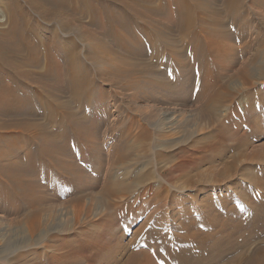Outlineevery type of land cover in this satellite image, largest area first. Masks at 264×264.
<instances>
[{
    "label": "bare ground",
    "instance_id": "obj_1",
    "mask_svg": "<svg viewBox=\"0 0 264 264\" xmlns=\"http://www.w3.org/2000/svg\"><path fill=\"white\" fill-rule=\"evenodd\" d=\"M2 1L8 13L5 16L0 10V119L3 122L0 126V175L12 178L11 182L22 188V196L29 205L37 209L45 200L42 190L38 188L39 182L30 179L33 169L37 170L39 159L54 167L56 165L55 172L81 182L82 188H85L86 173L72 160L69 153L70 135L67 132L59 136L57 131L51 132L46 129V125L36 122L33 123L34 127L23 125L24 128L19 130H7L8 119L23 117L36 121L37 113L41 112L50 122L54 115H58L50 106V102L54 101L57 104L55 108L67 117V122L74 127L77 136L91 145L98 159L102 156V151L96 149L100 138L96 119L101 115L95 108L99 90L93 75L86 77L92 70L83 59L85 55L92 60L94 50L87 49L83 43L80 48L81 45L73 39L76 34V18L82 20L87 17L91 20L90 25L98 24L99 28L106 29L109 40L112 39L119 47V56L140 61L133 65L131 71L119 72L113 77L112 81L122 90L159 86L172 90V86L164 81L163 75L154 70V65L147 60L149 54L157 59L162 39L166 45L164 47L172 53L171 63L179 65L187 82H192L201 74L199 98L201 96L204 100V108L199 118L208 120L210 127L216 130L213 141L209 137H205L206 141L201 138L193 142L195 145H191V150H185L186 155L204 154L203 158L199 156V160L196 159L198 155L195 158L186 155L180 157L181 160L170 167L172 172L164 175L165 169H158V163L152 162L153 155L152 159L144 162L143 158L150 154V150L147 148L141 154L138 149L145 138L147 140L152 136L147 127L156 126L163 132L162 134L160 131L162 135L168 137L165 138L166 142L163 140L164 142L154 146L155 149L171 144L174 150H178L176 154L180 153L179 150L187 146L184 138L167 142L180 128V116L175 112H164L162 117L154 118L153 113H149L144 118V114L132 111L134 117L131 118V124H136L139 131L144 133L132 134L128 131V138L135 136L130 144L127 143L125 133L116 137L118 141L115 144V155L111 158L112 169L98 190L100 202L102 198L118 195L120 200L125 198L128 201L123 204V201L119 202L115 215L99 222V225L106 227L99 234H89L79 244L66 248L58 245L56 251L64 252L56 257L41 261L30 259L21 264H264V201L259 197L260 190L264 191V142L254 145L250 150L253 142L249 141L252 135H264V100L259 105L260 109L256 103L249 102L251 106L244 108L245 115L240 114L239 107L233 101L224 106L230 96L233 98L239 94L240 91L236 90L238 85L233 82L224 86L223 91H217L215 86L221 78L220 70L216 71L218 74L212 75L215 71L211 73L208 67L211 60L214 67L218 60H223V57L227 59L231 56L230 52L232 54L236 51L228 42L235 39L246 40L243 29L249 22L240 17L245 1L224 0V11L219 13L211 6L214 0ZM27 7L29 10H26ZM142 9L155 17L166 16L172 22L175 21L176 31L183 36V41L184 37L192 39V42L195 37L198 39L191 64L186 57L187 47L181 48L179 42L171 38L175 29H160V22L156 24V21L146 20L147 13L144 14ZM35 17L45 23L43 29H40L43 26L38 24ZM226 18L231 20L233 30L227 25ZM133 23L136 26H132ZM6 24L9 27H5ZM139 24H147L148 28ZM52 25L56 29H50L49 26ZM85 26H82L83 29ZM237 29L242 31L239 33ZM48 31L52 32V36L45 34ZM86 32L80 37L84 41H94L92 35ZM197 34L202 35L196 36ZM203 37L206 38L205 60H211L206 66L203 64L199 73L195 70V64L199 61L196 47L200 46ZM257 43L259 49L254 54L256 57L262 54L260 41ZM147 48L151 53L146 51ZM261 63L264 61L259 62L260 65ZM246 68L244 66L237 70L244 78V86L250 84V78L254 75ZM256 70L259 71V68ZM33 87L43 91L32 89ZM49 87H60L59 91L73 99H78L82 92L87 93V108L81 114L91 126L85 125L82 115L73 109L70 102L61 101V92L53 93ZM249 88L250 86L247 89ZM148 99L158 100L154 94L149 95ZM256 109L261 110V113ZM225 111L226 115L223 114ZM221 116H224L226 122L222 121ZM236 116H239L238 120L245 121V124L249 123L250 128L240 126L235 121ZM229 121L231 124L227 125ZM229 126L233 128L229 129ZM22 136L30 138L23 140ZM201 141L205 142L202 146L199 143ZM25 144H38L41 149L38 154L27 156L26 160H18L14 150ZM227 150L233 154H230L231 157L226 155ZM161 151L162 149L156 152ZM167 155L162 153L156 157L160 161H167ZM215 160L224 164L227 174L220 172L213 183L200 181L198 177L201 174L198 170L194 178L189 176L191 169ZM249 167L253 169L247 171ZM24 176L29 179L24 181L21 179ZM178 176L185 178L188 187H178L173 183ZM169 186L177 188L179 192L172 193L170 188L167 189ZM211 188L219 190L213 191ZM177 194H181L180 197H176ZM112 207L108 205L109 209ZM130 225H136V233H132L127 241H121ZM37 227L39 226L35 222L32 229L36 230ZM46 233L48 232H42L37 239L24 240L17 249L38 246ZM252 247L254 249L251 252ZM2 252L0 250V254Z\"/></svg>",
    "mask_w": 264,
    "mask_h": 264
},
{
    "label": "rangeland",
    "instance_id": "obj_2",
    "mask_svg": "<svg viewBox=\"0 0 264 264\" xmlns=\"http://www.w3.org/2000/svg\"><path fill=\"white\" fill-rule=\"evenodd\" d=\"M236 1L239 2L240 0ZM244 1V9L241 10L242 15H240V17L245 18L249 22V25L243 29L246 40L243 41L235 39L233 40V42H228L229 45H233L235 47L236 51L232 54L230 52V55L232 57L229 56V58L227 56V59L226 57H223V60H218L213 67V62L211 59L205 60L206 46L204 41L206 38H201L202 43L200 44V46L196 47L199 53V61L197 64H195V70L200 73L201 69H203V66H206V63L211 60V62H209L208 64V67L210 68L211 73L215 71L212 75L218 74V72L216 71L219 70L221 74L220 81L217 82L215 86L216 90L223 91L222 89L224 88V86L235 82V84L238 85L236 86V90L240 91L239 94L235 97L232 98L230 96L224 106L230 104V101H233V103H235L236 106L239 107L240 114L245 115L244 108L251 106L249 102H254L259 107L261 102L264 100V63H261V65L259 64L260 61H264V0H260L262 2H258V0ZM2 2L3 1L0 0V10L1 12H3L2 14L6 16L8 13V9L5 7V5L2 4ZM223 4L224 0H214L212 1L211 6L215 11L217 10L219 13L224 11L225 5ZM23 5L26 7V4L23 3ZM27 9L29 10L28 7L26 8V10ZM142 12L144 14L147 13L145 14L146 20L150 22L156 21V24H159L160 22V24L158 25L160 29H175V33L171 35V38L172 40L174 39L176 42H179L181 48L182 46L187 47L186 57L188 59V63L191 64L195 57L194 46L197 45L198 39L195 37L194 41L192 42V39L184 37L185 41H183V36L176 31L177 23L175 21L172 22V19H169L166 16L155 17L152 14L146 12L145 9H142ZM19 18L21 19V16H19ZM35 18V20L38 21V24L43 26L40 29H43L45 27L43 24L45 23H42L41 19L37 17ZM90 21L91 20L87 17L82 18V20H78V18H76V34H74L73 39H75L78 45H81L83 43V45L85 44V46H87V49L90 48L92 50L93 48L94 50V58L92 60L88 57L86 58L85 55L83 56V59L87 63V66H89V68H91L92 70V72L87 74L86 77L93 75L92 77L96 79L95 85L99 90L96 95L97 99L95 108L101 115L100 118L96 119L100 138L97 140L98 147H96V149L98 148V150L102 151L101 159H98L95 156L94 149L90 147L91 145H89V143L77 136V132L75 131V129H73L74 127L69 124V122H67V117L63 116L61 112L55 108L57 104L54 101V103L50 102V106L58 115H54V119L50 122L46 117L41 115V112L37 113L38 118H36V121L30 118L23 117L7 120V130H19L21 128H24L22 127L23 125L34 127L33 123L36 122L42 123V125H46V129L50 130L51 132L57 131L56 133H58L59 136H61L62 133L67 132L70 135V148L67 145L70 150L69 153L72 157V160L75 161L76 164H78L85 171L86 182L84 184L85 186H83L85 188H82L81 185L83 184L81 182H76L74 179L68 178L66 175L55 172V164L54 167L53 164L39 159L38 166H36L37 170L33 169V173L30 175V179H36L39 182L38 188L42 190L45 200L43 202V205L39 206L36 209L35 207L29 205L28 201L24 200L22 196V188L14 185V183L11 182L12 178L7 179L0 175V250L3 251L0 254V264H21V262L23 261L29 262L30 259L39 261L50 259L64 252L56 251V247L58 245H61L63 248H66L69 245H77L82 242L83 238H88L89 234H99V232H102L103 229H106V227L104 228L103 225H99V222L101 223L104 219L109 220V217L112 218V216H114L116 213V207L117 205H119V202L123 201L121 203L123 204L126 203L128 199L123 198L122 200H120V197L118 195L106 197L107 199L102 198L100 202V200L98 199V196H100V194H98V190L104 183V179L108 177L109 171L112 169L111 158L113 157V155H115V144L118 141V138L116 137L119 134L125 133L124 135L126 136V138H128V131H131L132 134H138V132L142 134L143 132L142 130L139 131V128L136 124H131V118L133 116V112H135L134 110H137V114H144V116L149 113H153L154 118L158 116L162 117L164 115V112H175L180 116V128L176 130L177 133L174 132L175 136H172L173 134H168L171 135V137L169 136L170 138H168L169 140H167V142H171L170 140L172 139L178 140L184 138V144L187 146H182L184 148L179 150L180 153L176 154L178 150H174L171 144H167V146L159 148V150L155 149L157 144L159 145L163 140H165L166 142V137H168L167 135H162L163 132L161 130H158L156 126L147 127V129L150 131V135L152 136H150V139L147 140L145 138V140L142 141L143 144L138 149L140 153L143 154L141 151H144L148 148L151 155L148 154L147 156H145L143 158L144 162L152 159L153 155L155 159L153 157L154 161L152 162L156 164L158 163V169H165L163 172L164 175H168L172 172V168L170 167H172V165L176 163L177 160L179 162L181 160L180 157L186 155L185 150H189L190 148H192L191 145H195L193 144V142L195 143L201 138L205 139V137H209L210 140H214L216 138V130L210 127L208 120L199 118V114L203 112L204 108V105L202 104L204 103V100L201 99V96L199 98L200 89L202 87L201 74L198 75L197 78H195V80H193L192 82H187L185 78H183L184 74L179 65L175 62L171 63L170 56L172 53L170 51H167V49L164 47L166 45L161 39L162 46L161 48L159 47L160 53H157V59L149 54L147 56V60L154 65V70L163 75V78L165 79L164 81L172 86V90L168 89V87L166 86L122 90L119 88V86L116 85L114 81H112L113 77L119 72L131 71L133 69V65H136L137 63L139 64L140 61L119 56V47L112 39L109 40L107 30L99 28L97 26L98 24L96 25L97 27L95 25H90ZM226 23L227 25L229 24V28L232 27L231 29L233 30L232 22L229 18H226ZM139 25H143L145 27L147 24ZM4 26L9 27L8 24ZM82 26H85V29H83ZM132 26H136V24L133 23ZM146 27L148 28V26ZM49 28L53 30L56 29L53 25L49 26ZM86 31L92 35V37L95 39L94 41H84L83 38L80 37V35L84 34ZM241 31L242 30L237 29V32L240 33ZM50 32L51 31H48L45 34H47V36H52V32ZM200 35L202 34H197L196 36ZM258 41H260V50L262 54L256 57L254 56V54L256 53V50L259 49V45L257 43ZM80 48H82V45L80 46ZM146 51L148 53H151V50L149 48H147ZM210 65L212 66L210 67ZM244 66L247 67L246 69L248 71H252V73L254 74L253 77L250 78V84L248 85L250 86L249 89H247V85L244 86L245 83L242 75L237 72V70H240ZM257 68H259V71L256 70ZM253 70L255 71L253 72ZM100 75H102L101 78L99 77ZM199 76H201V78ZM100 79H102L103 82ZM211 82H213V84L215 83L214 81ZM32 89L38 90L40 92L43 91L38 87H33ZM59 89L60 87L58 89L55 87H49V90L53 93L61 92L59 91ZM250 89L251 92H249ZM153 94L157 96L158 100L152 101L148 99L149 95ZM61 95V101L70 102L73 109L80 115H82L81 111L86 110L87 101H85V99L87 100V93L82 92V95L78 99H73L68 94L63 92H61ZM36 104L38 105V107H40L39 103ZM259 109L258 111L256 109V111L258 113H261V110ZM223 114L226 115V111L223 112ZM82 117L83 120H85V125L87 124L88 127L91 126V123H88V120L84 118V115H82ZM144 118L147 117L145 116ZM221 119L223 122H226L224 120V116H221ZM238 119L239 116H236L235 121L239 122L240 126L244 127L245 129L250 128L248 126L250 125L249 123L245 124V121H243L242 119ZM226 124L230 125L231 121ZM2 125L3 122L0 119V126ZM244 125L248 126V128ZM33 127H29V129H32ZM230 127L232 126H229V129ZM244 128L243 130H245ZM160 131L162 132V134L160 133ZM153 132L155 135L152 134ZM159 136L164 139H161ZM133 137L135 136H130V138L132 139L128 138L129 141L127 140V143L129 142L130 144L131 142H133L135 140ZM29 138L30 137L22 136L23 140H29ZM249 139L251 143H254L251 144L253 146H250V150H252V147H254V145H258L264 142V135H259V137L252 135ZM204 141H206V139ZM204 141L203 143L202 141L199 142L201 143V146L202 144H205ZM198 146H200V144ZM40 149L41 146H39L38 144L31 146L25 144L20 149L14 150V153L18 160H26L27 156H34L35 154H38ZM161 149V153H158ZM226 149L227 148H225V150ZM155 152L157 154H155ZM162 153L164 155H167L168 153L167 156H169V159L167 161H165V159L160 161L159 158L156 157L158 156V154ZM225 153L227 156L229 155L228 157H231L233 155L228 150ZM203 155L204 154H195L194 156V154H192L186 155V157L192 156V158H195L197 156L196 159H198L199 156L203 158ZM148 156L151 158H149ZM172 159L173 161H171ZM220 162V160H215L213 163H204L203 165L201 163L197 169L190 170L189 176H192V178H194L196 173H198V170L201 174V177H198L200 178V181L213 183V181L216 179V176H218L220 172L221 174L222 172L226 173L224 164H221ZM102 167L103 169H101ZM94 169H96V171H94ZM152 169L154 170V167ZM252 169V167H249L247 171H250ZM21 179L27 181V179L29 178H27V176L25 178L24 176ZM131 179H129V181ZM155 181L156 179L151 183H154ZM185 181V178L182 179L178 176L173 180V183H175L178 187L186 188L188 187V184L185 183ZM225 187H228V185ZM225 187L222 188L225 189ZM169 188L171 189L172 193L179 192L176 190L177 188L169 186L167 189L169 190ZM211 189L213 191L219 190V188ZM260 192L262 195L260 194L259 197L260 199L262 197L264 201V191L260 190ZM186 193L189 194L193 192ZM179 195L181 194H177L176 197H180ZM108 205L113 206L112 209H109ZM251 217H253L252 214ZM114 219L115 218H113V220ZM34 221L39 226L36 230L32 229V225L35 224ZM136 229V225H130L128 232L125 231V237L120 240L124 242L127 241L132 233H136ZM45 231L48 233H46L44 239H42L38 246H33V248L29 247L25 250L22 248L21 250L17 249V246L24 240L31 238L37 239L39 238V235H42V232ZM51 246L54 247L55 250L52 249ZM253 249L254 248L252 247L250 251L252 252Z\"/></svg>",
    "mask_w": 264,
    "mask_h": 264
}]
</instances>
